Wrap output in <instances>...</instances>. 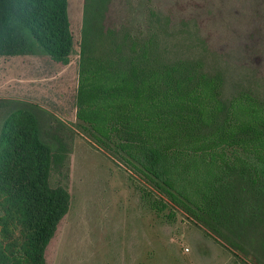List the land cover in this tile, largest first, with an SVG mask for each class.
Segmentation results:
<instances>
[{"label":"trees","instance_id":"obj_1","mask_svg":"<svg viewBox=\"0 0 264 264\" xmlns=\"http://www.w3.org/2000/svg\"><path fill=\"white\" fill-rule=\"evenodd\" d=\"M110 0H83L76 117L95 143L151 183L236 255L264 264V100L225 95L222 71L172 57L158 17L131 30L105 24ZM74 51L67 0H0V56ZM36 104L0 98V264H46L70 194L64 137L42 128ZM160 196V197H159ZM155 201V199H154Z\"/></svg>","mask_w":264,"mask_h":264},{"label":"rangeland","instance_id":"obj_2","mask_svg":"<svg viewBox=\"0 0 264 264\" xmlns=\"http://www.w3.org/2000/svg\"><path fill=\"white\" fill-rule=\"evenodd\" d=\"M82 5L67 0L74 38L67 64L44 53L0 56V98L36 104L44 131L60 123L57 133L69 147L68 168L50 176L52 185L67 188L70 204L46 247V264H254L176 206L160 209L148 179L82 127L76 117ZM150 11L172 57L199 58L207 71H222L225 95L250 91L264 100V0H110L105 24L139 29Z\"/></svg>","mask_w":264,"mask_h":264}]
</instances>
